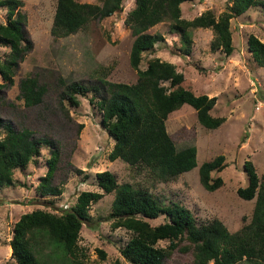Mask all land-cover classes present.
I'll return each mask as SVG.
<instances>
[{
  "label": "rangeland",
  "instance_id": "1",
  "mask_svg": "<svg viewBox=\"0 0 264 264\" xmlns=\"http://www.w3.org/2000/svg\"><path fill=\"white\" fill-rule=\"evenodd\" d=\"M22 11L27 16V33L33 41V49L21 61L11 86L0 87V118L10 121L17 129L29 128L39 137L54 140L61 151L54 184L63 187L64 193L54 207L47 198L40 197L36 185L47 171L44 148L38 163L26 170H17L16 186L0 188V264H12L10 240L16 221L22 214L35 209L63 212L75 204L84 190L101 191L95 174L104 170L113 172L119 184L131 183L149 190L162 203L177 200L190 208L199 224L220 219L230 232H238L253 217L257 197L245 200L238 195L240 187L248 185L245 162L252 161L260 176L264 175V67L256 64L248 51L251 34L264 42V11L251 8L245 14L231 20L235 50L227 56L221 49L213 50L214 32L210 28H195L191 53L180 49V37L171 32L170 21L161 22L149 32L161 33L164 41L144 53L141 68H146L151 58L176 64L183 72V85L196 94L216 96L212 109L214 116L226 117L217 129L200 124L196 110L188 104L171 113L166 121L167 130L178 149L196 146L198 165L171 181H160L148 171H139L109 154L114 140L101 124L102 114L91 103V93L80 96V105L62 103L63 85L78 81L98 83L99 77L114 82L135 83L137 71L130 62L134 35L126 24V17L135 0H125L121 11L114 15L95 19L78 32L55 39L52 26L58 0H23ZM97 3L98 0H79ZM230 0H193L182 4L183 17L193 19L206 10L216 15L225 11ZM0 22L6 23V11L0 9ZM6 48L0 47V61ZM37 76L45 83L48 92L41 104L27 107L20 97V80ZM0 83L3 79L0 76ZM226 156V167L212 176H221L223 184L215 191L207 190L200 181L199 168L216 156ZM114 193L106 194L93 203L90 213L94 220L84 224L79 245L82 254L73 264H114L124 260L121 247L131 233L124 227L114 229L108 215L112 210ZM165 222V217L150 220L153 225ZM98 223L96 225H93ZM168 241L161 240L160 246ZM42 246V247H41ZM39 264H61L68 261L54 246L40 245ZM54 248V249H53ZM99 250L106 257L102 258ZM164 264H193L191 252L174 251ZM209 264H215L211 261ZM238 264H252L242 260Z\"/></svg>",
  "mask_w": 264,
  "mask_h": 264
},
{
  "label": "trees",
  "instance_id": "2",
  "mask_svg": "<svg viewBox=\"0 0 264 264\" xmlns=\"http://www.w3.org/2000/svg\"><path fill=\"white\" fill-rule=\"evenodd\" d=\"M124 1L58 0L52 35L59 39L74 34L92 20L104 19L121 11ZM190 1L193 0H135L126 17V24L134 35L130 62L138 74L135 83L114 82L106 77H99L98 83L91 85L60 79L64 87L63 105L79 106L80 96L92 94L91 103L102 114L101 124L114 140L109 154L111 160L120 158L131 167L146 170L164 182L176 179L198 165L197 147L178 149L172 139L166 124L169 115L185 104L191 105L200 124L208 129H217L226 117L212 114L216 96L196 94L183 85L185 75L173 62L154 57L146 68H141L144 53L164 41L163 34L151 33L150 28L170 21V30L179 35L180 49L184 54L191 53L192 30L210 28L214 32L211 48L221 49L231 56L235 50L231 20L251 8L264 11V0H230L220 15L206 10L193 19H186L182 4ZM23 6V0H0V9L6 11V23L0 22V47L7 49L0 61L3 79L0 87L15 83L21 61L33 49ZM247 43L256 64L264 67V42L251 34ZM19 88L27 107L41 104L48 92L47 85L31 75L20 80ZM44 148L49 150L45 159L47 171L36 185V192L49 199L48 203L54 207L64 193L63 187L54 184L61 157L59 146L48 137H39L29 128L17 129L12 122L0 118V188L16 186L15 172L26 170L32 163L37 164ZM225 167L224 154L204 162L199 168L202 185L209 191L220 188L222 177L214 178L212 173ZM245 169L248 185L240 187L238 195L245 200L257 197V201L252 220L238 232H230L218 218L199 224L194 212L180 201L162 203L149 190L131 183L119 184L113 172L104 170L95 174L101 191H82L68 210L35 209L21 215L10 240L15 260L12 264H39V244L44 243L62 252L68 261L61 264H73L72 261L82 254L79 245L82 227L94 220L91 205L110 193H114V199L108 220H112L114 229L124 227L131 233L130 239L121 247L124 260L118 259L114 264H164L176 250L191 252L193 264H209L211 261L238 264L242 260L264 264V175L258 174L252 161L245 162ZM161 216L165 217L164 223H150ZM161 240L169 244L160 246ZM99 253L102 258L106 257L102 250Z\"/></svg>",
  "mask_w": 264,
  "mask_h": 264
}]
</instances>
